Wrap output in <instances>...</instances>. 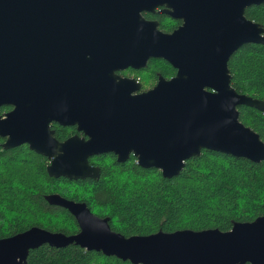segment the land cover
<instances>
[{"label": "water", "instance_id": "95a60500", "mask_svg": "<svg viewBox=\"0 0 264 264\" xmlns=\"http://www.w3.org/2000/svg\"><path fill=\"white\" fill-rule=\"evenodd\" d=\"M260 3L0 0V106H12L0 117V147L25 143L48 159L49 177L68 180L96 178L98 168L88 157L109 152L117 162L131 154L138 166L156 168L165 178L202 149L263 161L264 143L239 121L237 106L264 114V99L237 92L227 67L240 45H264V28L244 15L247 6ZM162 5V12L182 19L170 33L141 15ZM149 57L163 59L175 74L158 75L152 88L132 95L138 84L130 80L127 92L119 93L117 84L126 79L112 70L140 67ZM65 117L75 118L86 138L52 137L48 121ZM43 199L67 210L77 231L30 226L0 237V264H23L28 251L42 244H73L130 264H264V215L234 221L224 231L159 229L124 236L83 201L58 193Z\"/></svg>", "mask_w": 264, "mask_h": 264}, {"label": "trees", "instance_id": "16d2710c", "mask_svg": "<svg viewBox=\"0 0 264 264\" xmlns=\"http://www.w3.org/2000/svg\"><path fill=\"white\" fill-rule=\"evenodd\" d=\"M244 15L264 28V3L247 6ZM147 16L158 20L162 28L171 29L163 14ZM147 64L153 76L154 72L165 76L173 73L163 60L150 58ZM227 67L230 85L237 92L264 99V45H240L229 56ZM148 81L151 83L152 79ZM237 110L239 121L264 143V114L243 105ZM64 129H59V134ZM94 157L90 160L98 166L96 178L68 180L49 177L45 171L47 159L26 144L0 147V237L30 226L65 234L77 231L67 210L45 202L43 196L48 193L85 202L93 214L108 216L110 229L124 236L159 229L224 231L234 221H250L264 215V160L254 163L202 149L198 156L184 161L178 174L165 178L156 168L135 164L131 155L123 162H116L110 153L102 155V159ZM23 264L130 263L73 244L61 248L42 244L28 251Z\"/></svg>", "mask_w": 264, "mask_h": 264}, {"label": "flooded vegetation", "instance_id": "af4514ba", "mask_svg": "<svg viewBox=\"0 0 264 264\" xmlns=\"http://www.w3.org/2000/svg\"><path fill=\"white\" fill-rule=\"evenodd\" d=\"M162 9H165V6L164 5L158 6L155 9L154 12H141V15H142V17L144 19L156 21L157 22V28L161 32L170 33L172 30L176 29L178 26H180L182 24V19L176 18V17H172L168 13L162 12L161 11ZM154 13L163 14L164 15V18L166 20L167 26L168 27L171 26V29L166 30V29L162 28L161 25H160V22L158 20H155L153 17L147 16V14H154ZM55 58L57 59L56 56H55ZM150 58L152 59L153 57L147 58L145 60V63L142 66L137 67V68H133L130 65H127V66L124 65L122 67L120 66V67L112 70V74L113 75H116V76H119L120 77L119 79H121V80L122 79H126L125 80L126 82H122V83H118L117 82L118 83L117 84V88H118L119 93H121V92H127V88L132 85V83L130 82V80H134V82L136 84H138L137 89H135L134 91H130V94L132 95V94H138V93H141V92H145V91L149 90L150 88H152L155 85V83L157 82L158 75H161L164 79H169L170 77H172L175 74V69L172 68L170 64H168L166 61H164L161 58H155V59H160V60H163L164 62H166V64L173 69V73L170 74V75L165 76V75H162L159 72H154V75L155 76H153L152 74H150V71L147 68V66H148L147 63H148V61H149ZM58 59H60V57H58ZM119 65H123L122 64V61L119 63ZM150 79H152L151 83H149V81H148ZM116 81H118V80H116ZM77 88H79V87H77ZM60 90H61V88H60ZM4 106H6L7 108H4ZM0 108H3L2 111L0 112V117L3 118L4 117V113L10 111L11 108H12V106L11 105H8V104H2L0 106ZM59 119H60V121H57L55 119L54 120L52 119V120H49L48 121V127L52 131V137H54L56 140L63 141L65 139H67L68 137L72 136V135H76L78 137L86 138V136L84 135L83 131L81 129H78V124H77V122H75V118H68L67 119V117H65V118H59ZM61 128H63V129L65 128V129H64V131H63L62 134H59V129H61ZM2 139L4 140V138H2ZM23 144H25V143H23ZM104 154H106V153H101V154H98V155L89 156L88 157V163L91 164V165H93V166H96V164L94 163V160L92 161V160H90V158L92 159V158H95L94 156H98L99 159L100 158L102 159L101 156L104 155ZM110 154L114 156V160H115V155L112 154V153H110ZM130 155H129V157H130ZM47 161H48V159H47ZM134 162H135V158H134ZM96 167L98 168V166H96ZM98 171H99V169H98ZM86 178H88V177H86ZM245 264H248V263H245Z\"/></svg>", "mask_w": 264, "mask_h": 264}]
</instances>
